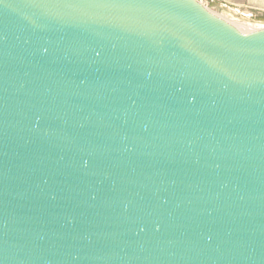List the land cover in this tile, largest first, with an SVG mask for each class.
Segmentation results:
<instances>
[{
    "label": "water",
    "instance_id": "obj_1",
    "mask_svg": "<svg viewBox=\"0 0 264 264\" xmlns=\"http://www.w3.org/2000/svg\"><path fill=\"white\" fill-rule=\"evenodd\" d=\"M0 264H264V28L0 0Z\"/></svg>",
    "mask_w": 264,
    "mask_h": 264
},
{
    "label": "rangeland",
    "instance_id": "obj_2",
    "mask_svg": "<svg viewBox=\"0 0 264 264\" xmlns=\"http://www.w3.org/2000/svg\"><path fill=\"white\" fill-rule=\"evenodd\" d=\"M242 32L264 28V0H197Z\"/></svg>",
    "mask_w": 264,
    "mask_h": 264
},
{
    "label": "bare ground",
    "instance_id": "obj_3",
    "mask_svg": "<svg viewBox=\"0 0 264 264\" xmlns=\"http://www.w3.org/2000/svg\"><path fill=\"white\" fill-rule=\"evenodd\" d=\"M237 26V25H236Z\"/></svg>",
    "mask_w": 264,
    "mask_h": 264
}]
</instances>
